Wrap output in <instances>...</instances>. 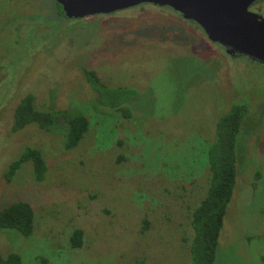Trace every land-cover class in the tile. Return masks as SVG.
I'll return each instance as SVG.
<instances>
[{
  "label": "rangeland",
  "instance_id": "rangeland-1",
  "mask_svg": "<svg viewBox=\"0 0 264 264\" xmlns=\"http://www.w3.org/2000/svg\"><path fill=\"white\" fill-rule=\"evenodd\" d=\"M60 12L56 0H0V209L23 201L34 211L30 237L0 230V252L22 264H190L193 214L210 186L208 146L217 121L243 104L237 182L214 264H264V65L231 58L169 8L72 20ZM85 70L138 91L131 119L102 106ZM28 95L40 111L89 119L78 147L66 149V116L56 132L13 131ZM28 147L42 153L45 181L26 163L6 182Z\"/></svg>",
  "mask_w": 264,
  "mask_h": 264
},
{
  "label": "trees",
  "instance_id": "trees-1",
  "mask_svg": "<svg viewBox=\"0 0 264 264\" xmlns=\"http://www.w3.org/2000/svg\"><path fill=\"white\" fill-rule=\"evenodd\" d=\"M56 4L59 5L57 1ZM59 8L60 14L65 16L60 5ZM84 74L86 81L97 92L102 106L120 112L125 119L132 118L133 101L138 95L136 89L109 87L102 82L95 71L85 70ZM248 112L249 109L246 105H235L216 123L215 137L208 146L209 190L207 196L194 211L191 222L193 238L189 249L190 264L215 263L224 219L237 182V137ZM64 116L68 119L65 122L66 128L63 130L66 149H75L89 131V119L83 114L68 115L67 112L40 111L35 106L33 95L24 97L16 106L13 116V131L18 132L30 125H36L45 132H56L61 125V118ZM26 163L32 165L34 178L37 182L45 181L48 173L46 161L39 150L28 147L19 158L9 165L5 173L6 182L11 183ZM0 230H14L23 237H30L34 232L32 206L27 202L19 201L0 209ZM70 242L73 249L82 248L83 232L76 230ZM2 253L0 252V264H22L20 255L3 253L6 255L4 256Z\"/></svg>",
  "mask_w": 264,
  "mask_h": 264
},
{
  "label": "water",
  "instance_id": "water-1",
  "mask_svg": "<svg viewBox=\"0 0 264 264\" xmlns=\"http://www.w3.org/2000/svg\"><path fill=\"white\" fill-rule=\"evenodd\" d=\"M69 19L112 15L142 5L168 7L197 24L231 58L264 65V18L249 8L258 0H56Z\"/></svg>",
  "mask_w": 264,
  "mask_h": 264
},
{
  "label": "flooded vegetation",
  "instance_id": "flooded-vegetation-1",
  "mask_svg": "<svg viewBox=\"0 0 264 264\" xmlns=\"http://www.w3.org/2000/svg\"><path fill=\"white\" fill-rule=\"evenodd\" d=\"M264 3V0H258L257 2H255L254 4H252L251 5V7L249 8V11L251 12V13H254V14H257V15H260V16H262V11L260 10V8H259V5L260 4H263ZM61 7H62V5L61 4H59ZM151 6H153V5H151ZM156 7H158V6H156ZM165 8H168V7H165ZM62 9H63V7H62ZM170 9V8H169ZM172 10V9H171ZM174 11V10H173ZM64 12V11H63ZM177 13V12H176ZM179 14V13H178ZM64 15H65V18L66 19H69L67 16H66V14H65V12H64ZM180 15V14H179ZM182 16V15H181ZM263 17V16H262ZM90 18V17H89ZM184 19V18H183ZM72 20V19H71ZM186 20V19H185ZM191 22V21H190ZM199 27V26H198ZM200 28V27H199ZM225 50V49H224Z\"/></svg>",
  "mask_w": 264,
  "mask_h": 264
}]
</instances>
